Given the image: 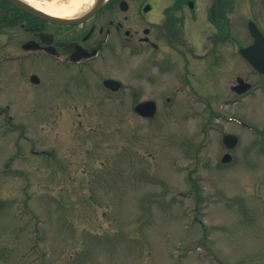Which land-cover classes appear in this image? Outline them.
Returning a JSON list of instances; mask_svg holds the SVG:
<instances>
[{
    "label": "rangeland",
    "instance_id": "1",
    "mask_svg": "<svg viewBox=\"0 0 264 264\" xmlns=\"http://www.w3.org/2000/svg\"><path fill=\"white\" fill-rule=\"evenodd\" d=\"M147 1L152 19L173 2L126 0L134 28L148 22L135 15ZM141 49L97 62L119 93L98 90L92 75L91 89L51 90L47 60L0 66V264H264V90L227 105V69L246 65L216 64L205 81L196 62L208 102L187 101L135 74L150 54ZM32 70L40 85L23 79ZM173 70L165 80L176 86ZM144 98L157 102L151 119L133 110ZM223 114L254 125L261 143ZM222 132L239 138L226 164Z\"/></svg>",
    "mask_w": 264,
    "mask_h": 264
},
{
    "label": "flooded vegetation",
    "instance_id": "2",
    "mask_svg": "<svg viewBox=\"0 0 264 264\" xmlns=\"http://www.w3.org/2000/svg\"><path fill=\"white\" fill-rule=\"evenodd\" d=\"M174 1L176 8H171L169 12L166 10V13L164 10L161 22L149 19L148 12L135 13L137 19L148 22L145 25L139 23L134 28V14L127 11L129 8L121 10L119 1L108 0L86 19L62 24L0 0V37H4L0 42V66L4 61L18 63L20 58L25 60L28 54H33L50 62L51 76L46 82L51 90L89 89V75L97 74L100 75L97 89L112 90L110 85L103 84L111 75L103 74L106 66H97V62L109 58L122 60L124 55L130 56L134 48L141 46L149 49L150 54L135 69V74L146 72L149 83L157 85L156 90L173 88L166 82L165 74L174 68L179 84L184 86L177 90L191 89L200 94L197 91L200 86L194 83L198 73L194 63L199 64L201 79L207 81L214 65L230 59L232 63L236 59L242 61L246 68L230 67L229 64L227 70H232L233 74L222 87L227 90L225 104L238 102L257 90H264V76L247 64L248 59L264 60V0ZM13 44L15 48L3 52L4 45L11 47ZM167 48L177 51L179 56L175 58L183 60L182 64L179 62L177 66L170 60L172 55ZM243 50L245 53H242ZM155 52H160V56L152 55ZM6 55H11V58H6ZM189 57L193 61L191 67L187 63ZM150 71L154 73L150 74ZM32 75L37 76L36 83L31 82ZM23 79L30 86L44 81L35 70ZM246 83L251 87L243 89ZM127 89L134 93L140 87L131 83ZM241 89L246 91H237ZM235 115L242 129L254 134L253 142L261 143V132L243 117Z\"/></svg>",
    "mask_w": 264,
    "mask_h": 264
},
{
    "label": "water",
    "instance_id": "3",
    "mask_svg": "<svg viewBox=\"0 0 264 264\" xmlns=\"http://www.w3.org/2000/svg\"><path fill=\"white\" fill-rule=\"evenodd\" d=\"M10 2H12L13 4H15L16 6H18L19 8H23L24 10L28 11V12H31L41 18H44V19H48V20H51V21H56V22H61V23H69V22H75V21H79L80 19H60L58 17H55L54 15L51 16L50 14H47L41 10H39L38 8L34 7L33 5L23 1V0H8ZM104 0H96L93 7L94 9H96L97 7H99L101 5V3H103ZM124 5V2L122 3ZM124 9H125V6H124ZM149 9V6L146 5L144 7V10H147ZM86 17V16H85ZM253 49V47H251ZM250 48V49H251ZM248 62L250 63V66L253 67V69H256L258 70L259 72L261 71L263 74H264V60H261V61H254V60H248ZM260 67V68H259ZM261 69V70H260ZM115 87H117L115 85ZM241 91V90H239ZM135 111L139 112V114L143 115V116H153L154 115V111H156V105H155V102L152 101V100H146V101H142L140 103H138L136 106H135ZM224 139V142L227 144V145H234L235 142H236V138L232 135H225L223 137ZM222 161H227L229 159V156L228 155H224Z\"/></svg>",
    "mask_w": 264,
    "mask_h": 264
},
{
    "label": "bare ground",
    "instance_id": "4",
    "mask_svg": "<svg viewBox=\"0 0 264 264\" xmlns=\"http://www.w3.org/2000/svg\"><path fill=\"white\" fill-rule=\"evenodd\" d=\"M39 10L60 19H72L85 14L95 0H23Z\"/></svg>",
    "mask_w": 264,
    "mask_h": 264
}]
</instances>
